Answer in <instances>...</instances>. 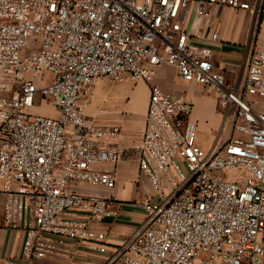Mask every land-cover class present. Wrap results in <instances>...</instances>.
<instances>
[{
	"label": "built area",
	"instance_id": "obj_1",
	"mask_svg": "<svg viewBox=\"0 0 264 264\" xmlns=\"http://www.w3.org/2000/svg\"><path fill=\"white\" fill-rule=\"evenodd\" d=\"M216 7L257 20L264 0H0V194L25 258L86 249L101 264H264V46L253 42L228 81L193 40ZM164 65L215 94L224 121L209 149L193 101L154 84ZM103 77L151 86L137 150L152 191L131 203L145 219L119 242L99 226L114 199L95 190L117 186L100 166L122 159L110 143L122 126L87 113ZM47 102L57 116L28 111Z\"/></svg>",
	"mask_w": 264,
	"mask_h": 264
},
{
	"label": "crops",
	"instance_id": "obj_2",
	"mask_svg": "<svg viewBox=\"0 0 264 264\" xmlns=\"http://www.w3.org/2000/svg\"><path fill=\"white\" fill-rule=\"evenodd\" d=\"M263 21L264 13L262 20L258 23V30H256L257 20L252 13L230 7H216L207 18L200 22L198 28H192L196 33L193 40L201 45L211 44L214 51L215 68L228 81L235 82L245 73L248 49L253 42L258 44V35ZM215 31L219 34L218 41L211 40V35ZM166 75L169 79H166ZM175 79L181 83L189 84L178 77L175 68L161 66L157 69L154 84L165 91L185 92L188 98H191L189 86H180L175 82ZM139 82L137 86L131 88L125 87L121 90L111 91L108 94L111 103L105 99L104 105L91 106L89 110L90 116L96 117L101 123H119L122 126L121 135L110 142L119 148L123 156L122 159L117 164L105 163L100 166L104 171L116 173L117 186L113 190L105 188L95 190L101 196L114 199L110 208L115 212V215L104 218L99 225L101 228L112 231L115 236L112 238L114 242L123 240L144 221V211L141 208V210H137L134 208L136 206L131 203L151 192L148 180L142 176L139 170V152L137 150L145 130L151 86L143 81ZM193 85L197 87L196 83ZM98 88L97 83V94L100 93ZM100 95L102 96L103 93ZM125 97H129L130 100L124 101ZM100 107L105 108V112L102 114H99ZM219 118L216 117L215 124L217 125L215 127L210 126V134H213L210 141V137L209 139L203 138L202 129L205 125L198 120L195 111L193 113V119L198 123V143L205 149H209L220 134L224 116L221 115ZM219 122L220 128L216 131ZM3 200L4 197L0 194V264H101L105 260V255L86 249H83L82 258L73 261L53 258L33 260L25 258L21 234L6 226Z\"/></svg>",
	"mask_w": 264,
	"mask_h": 264
},
{
	"label": "rangeland",
	"instance_id": "obj_3",
	"mask_svg": "<svg viewBox=\"0 0 264 264\" xmlns=\"http://www.w3.org/2000/svg\"><path fill=\"white\" fill-rule=\"evenodd\" d=\"M262 18H263V15L257 19L256 30H258V23L262 20ZM255 33H256V31H255ZM258 44L264 45V21L261 23L260 33L258 35ZM206 45L210 46L213 49V46L211 44H206ZM25 50L29 51L30 48L28 47ZM164 66L168 67L167 65H164ZM166 79H169V77L167 75H166ZM175 82L180 86L181 85L189 86V95L191 96L193 103L195 104L194 111L198 117V120L200 122H203L205 125L204 128L202 129V132L204 133L203 138L209 139V137H210V141H211L213 134L212 135L210 134V126L215 127V125H217V124H215L216 117L221 118V115L223 117V111L218 104V100H217L215 94L210 92L208 90V88H206L204 85H201V84H196L197 87H194V85H193L194 82H188L189 84H185L183 82L181 83V81H179L177 79H175ZM97 83H98V87H99L98 88L99 92L103 93V95H106L107 97L103 96V95L101 96L100 93L97 94V90H96ZM139 83L140 82L114 83V82L110 81V79H108L107 77H103V78L99 79L93 88V91L95 93V98L92 101L91 105L88 106L87 113L90 115L89 110H90L91 106L96 107L97 105H102V104L104 105L103 101L105 99L108 100L109 103H111L110 99H109L110 96H108V94L111 91L121 90L125 87L131 88V87L137 86ZM123 100L128 102L130 100V98L125 97ZM28 111L30 113L40 114V115H45V116H50V117H55L58 114V112L54 108V106L48 102L42 103L40 106L35 107V108H29ZM219 128H220V122L216 128V131H218ZM134 208H136L137 210H141L137 206Z\"/></svg>",
	"mask_w": 264,
	"mask_h": 264
}]
</instances>
